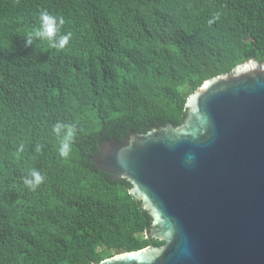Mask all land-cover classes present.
I'll list each match as a JSON object with an SVG mask.
<instances>
[{
	"label": "trees",
	"instance_id": "obj_1",
	"mask_svg": "<svg viewBox=\"0 0 264 264\" xmlns=\"http://www.w3.org/2000/svg\"><path fill=\"white\" fill-rule=\"evenodd\" d=\"M43 10L64 17L65 48L25 46ZM249 59L264 60V0H0V264H94L164 244L147 237L131 183L93 156L181 124L198 86ZM57 123L72 133L67 157Z\"/></svg>",
	"mask_w": 264,
	"mask_h": 264
},
{
	"label": "water",
	"instance_id": "obj_2",
	"mask_svg": "<svg viewBox=\"0 0 264 264\" xmlns=\"http://www.w3.org/2000/svg\"><path fill=\"white\" fill-rule=\"evenodd\" d=\"M185 120L99 145L95 162L165 241L94 264H264V60L206 79Z\"/></svg>",
	"mask_w": 264,
	"mask_h": 264
},
{
	"label": "clouds",
	"instance_id": "obj_3",
	"mask_svg": "<svg viewBox=\"0 0 264 264\" xmlns=\"http://www.w3.org/2000/svg\"><path fill=\"white\" fill-rule=\"evenodd\" d=\"M64 24L65 19L63 16L50 14L47 10L40 11L38 14V26L33 30L31 35L25 37V46L31 47L35 40H43L48 41L53 48H65L71 39V33L60 34V29ZM64 127V125L57 123L53 128V131L57 134V138L59 139L58 151L61 157H67L69 155L72 142L71 131L61 135ZM20 150H23L22 145ZM43 180L44 177L39 171L32 170L24 177L23 183L30 191H36L43 183Z\"/></svg>",
	"mask_w": 264,
	"mask_h": 264
}]
</instances>
